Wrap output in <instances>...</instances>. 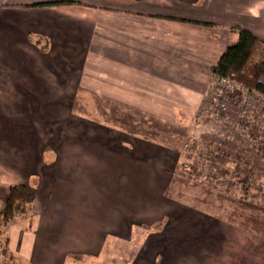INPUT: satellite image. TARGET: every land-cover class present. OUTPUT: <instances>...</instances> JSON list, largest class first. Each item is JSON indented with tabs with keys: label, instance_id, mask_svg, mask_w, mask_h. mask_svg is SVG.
I'll return each mask as SVG.
<instances>
[{
	"label": "crops",
	"instance_id": "crops-1",
	"mask_svg": "<svg viewBox=\"0 0 264 264\" xmlns=\"http://www.w3.org/2000/svg\"><path fill=\"white\" fill-rule=\"evenodd\" d=\"M233 25L264 44V0H0V210L11 185L34 189L31 223L4 227L16 262L152 264L160 228L217 230L231 264H264L263 233L174 199L180 146L150 125L195 117ZM95 99L148 119L101 120Z\"/></svg>",
	"mask_w": 264,
	"mask_h": 264
},
{
	"label": "rangeland",
	"instance_id": "rangeland-1",
	"mask_svg": "<svg viewBox=\"0 0 264 264\" xmlns=\"http://www.w3.org/2000/svg\"><path fill=\"white\" fill-rule=\"evenodd\" d=\"M261 53L258 52V57ZM250 95H257L256 92L247 90ZM92 104L99 113H103L104 116H98L99 119H106L112 122H116V114H119L120 120L124 121L126 124L136 123V126H142L148 118H145L143 114L146 111L138 110V112L127 108L126 105L116 102H100L98 99L89 102L88 105ZM256 105V110L251 111L252 114H264V102L261 98L257 99L252 97V106ZM106 108V115L101 109ZM114 110V112H112ZM214 110V109H213ZM211 110V111H213ZM197 114H204L203 111L197 110ZM210 114V113H209ZM105 117V118H104ZM264 120V118H263ZM136 121V122H135ZM150 125H155L162 131L166 132L168 139H171L173 142L180 146V154L182 157L179 159L178 168L176 170L175 178L170 183V188L172 189V196L174 199L182 201L183 204H192L196 207V203L202 208L205 213H202L204 219L211 220L214 222H222V220L236 221L238 225L246 226L248 229L251 228L255 232L264 234V197L262 196V190L260 187H249L248 190H245L242 185L246 183V180L241 183V181L235 177V180H231V173L235 172V175L240 176L242 173L241 169H246L245 166H238V169L235 170L234 164H232L230 159L236 157V166L244 165L248 166V175H254L262 170H264L261 165L264 164V150H260L258 142L250 139L247 134H245L249 127L238 128L237 125H231L229 123H222L221 125L212 124L210 121L195 120L192 117L188 119H178L176 124H171L169 126L167 122L159 119H150ZM135 126V125H134ZM210 127L213 129L218 128V132H211ZM171 134V135H169ZM192 137L193 141H196L201 150L207 154H210L207 164L212 168L214 172L219 171V178H205L201 177L200 174L203 172L210 174L205 170V163L201 159L202 163L196 168L193 166L190 167L195 160L198 159V153L200 150L193 151L189 148L194 142L190 139L189 135ZM202 135L198 136V135ZM196 135V137H195ZM208 141V142H205ZM211 141V142H210ZM215 141L218 143V147L215 148L212 146ZM240 143V144H239ZM182 144V145H181ZM185 144L186 147L183 153V148L181 146ZM243 149V152L240 150ZM215 157V160L212 158ZM239 157V158H237ZM241 157V158H240ZM182 162L186 163V166H182ZM198 172V176L196 173ZM212 175V174H210ZM238 182V183H237ZM237 187V189H236ZM256 193V194H255ZM185 201H184V200ZM194 203V204H193ZM232 208H236V213L232 212ZM32 211V209H31ZM184 216V215H183ZM201 216V214H200ZM26 216H17L18 218H24ZM32 212H30L29 219L23 222V225H29L32 221ZM180 217V216H179ZM225 218V219H224ZM232 218V219H231ZM196 224V219L193 221ZM247 223L246 225H244ZM162 224H157V227ZM5 226H0L1 230L4 232ZM160 228L151 229L146 237L156 238L153 241L151 247L147 246L144 250L149 249L153 253L151 258L148 257V260H145V263L152 264H164V259L169 260L170 264H184L188 257L190 256L189 264H231L229 256L231 252L226 246V242L221 241L226 238L221 232L211 229L206 232L201 229L200 235H197L196 239L190 237V243H184L185 240L181 239L180 235L177 236L176 243L170 242L166 243L164 239V230L159 231ZM158 233H154L157 232ZM195 234L194 231H190ZM147 238V239H148ZM219 240V242H218ZM215 242L221 243L219 251L217 248H214ZM147 244V242H146ZM157 246V249H153ZM110 250L112 247L110 243L108 246H105L104 249ZM125 247H117V250H121ZM99 249V247H98ZM214 250V254L217 256L216 259H207L213 255L211 252H206L205 256L203 253L208 250ZM158 250V251H157ZM245 250L243 245L242 253ZM189 252V253H188ZM98 253V252H96ZM167 255H166V254ZM188 253V254H187ZM191 253V255H190ZM125 256H128L130 253H123ZM166 255V256H165ZM156 256V257H155ZM14 256L11 255L8 260L6 258L2 259L0 257V264H26L25 262H15L13 261ZM154 258V261H153ZM152 260V261H151ZM87 264V263H82ZM91 264H103L101 261H94ZM240 264V263H238Z\"/></svg>",
	"mask_w": 264,
	"mask_h": 264
},
{
	"label": "trees",
	"instance_id": "trees-1",
	"mask_svg": "<svg viewBox=\"0 0 264 264\" xmlns=\"http://www.w3.org/2000/svg\"><path fill=\"white\" fill-rule=\"evenodd\" d=\"M56 3L65 2L53 1L42 4ZM230 30L235 33L236 39L228 44L218 61L211 66L212 80L210 82V87L203 103L199 107V111H203L204 114L196 113L193 119H197L198 121L205 119L218 126L222 123H229L236 126L238 123L239 129L249 127V130L245 134L255 142L257 141L260 146L259 149L262 151L264 150L263 112L260 114H252L251 111H254L256 105L250 107V114L245 115L241 110L248 100L252 101V97L255 99L259 97L264 102V44L256 35L244 27L233 25L230 27ZM258 52L261 53L259 57ZM221 78L236 82V85L233 87L221 88L217 83ZM247 90L254 91L257 95H250ZM221 104L224 106L223 109L221 108ZM157 129L158 131L161 130L158 127ZM210 131L217 133L218 128L213 129L210 127ZM190 135L191 134L186 135V137L189 136L193 141ZM198 136L202 137L201 134ZM193 142L194 143L189 146V148L193 151L200 150V152L198 153V159H196L195 163L190 165V167L193 166L196 168L198 165L200 166L202 163L201 159H203L205 170L212 175L203 172L200 176L209 179L212 177L218 179L220 168H218V171L214 172L207 164L209 157H211L210 154L207 152V154L204 153L203 156V150H201L200 146L196 145V141ZM212 146L217 148L219 145L215 141ZM184 147H186L185 144L182 146L183 153L185 150ZM240 151L243 152V149ZM212 160H215V157H213ZM230 160L232 164H234L235 170L238 169V166L247 167L246 169H241L242 173H240V176L235 175L233 171V173H231V180H235V177L238 178L241 183L246 180V183L242 185L245 190H248L249 187H260L262 190L261 194L264 197V170L254 175H248V166L246 164L236 166L235 156ZM182 164L183 167L186 166V163L182 162ZM261 167L264 169V164H262ZM198 172L199 171L196 173L197 176ZM33 200L34 189L32 186L25 184L11 185L5 199L4 207L0 210V226L3 227L14 222L17 216H29ZM11 255V252L7 248L5 233L0 228V257L2 259L5 258L6 261V258L10 260L9 258ZM1 261L2 260H0V262ZM13 261L16 262L15 257ZM92 262L94 261H88L86 263L91 264Z\"/></svg>",
	"mask_w": 264,
	"mask_h": 264
},
{
	"label": "built area",
	"instance_id": "built-area-1",
	"mask_svg": "<svg viewBox=\"0 0 264 264\" xmlns=\"http://www.w3.org/2000/svg\"><path fill=\"white\" fill-rule=\"evenodd\" d=\"M216 80H218V79H216ZM217 83H218L219 87H221V88L233 87L236 85V82L229 81L225 78H221ZM220 94H221V92H220ZM251 106H252V101L248 100V102L246 104H244V106L242 107V110H241L242 113L245 115L250 114V111H251L250 107ZM221 108L222 109L224 108L223 104H221ZM254 110H256V108Z\"/></svg>",
	"mask_w": 264,
	"mask_h": 264
}]
</instances>
